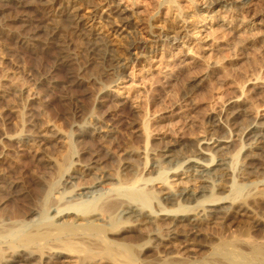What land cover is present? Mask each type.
<instances>
[{
    "label": "bare ground",
    "instance_id": "1",
    "mask_svg": "<svg viewBox=\"0 0 264 264\" xmlns=\"http://www.w3.org/2000/svg\"><path fill=\"white\" fill-rule=\"evenodd\" d=\"M26 1L0 0V18L5 6L23 8L27 6ZM185 1L196 19L191 26L177 0L162 3L168 9V16L176 22V29L171 38L160 37L165 43L161 52L155 47L156 50L148 53L154 57L160 53L164 67L171 69L179 60L184 65L186 61H202L205 51L221 52L223 47L215 40L211 50L201 48L216 33L222 38L241 39L237 41L240 51L248 48L264 51V0ZM39 4L47 11V17L63 19L70 34L82 40L89 55L88 63L101 66L100 75L110 80L103 90L117 87L124 78L120 72L125 65L115 58L112 41H104L101 36L107 27L119 34L125 31L124 11L119 4L112 0H39ZM55 23L49 24L53 37L60 32ZM63 50L58 51L59 63L69 67L70 82L83 85L86 78L81 69L73 68L76 58ZM131 56L137 60L142 55L134 49ZM221 63L211 64L207 76L213 72L226 75L227 69ZM200 83L201 79L194 80L192 86L198 87ZM248 85L264 90V82L258 76ZM8 91L24 106L16 108L23 122L21 129L6 140L17 145L39 144L37 158L49 173L57 174L58 180L45 181L47 189L40 211L33 209L22 219L0 216V264H264V242H254L244 235L222 237L208 232L213 227L238 223H234L237 219H252L256 225L264 223L254 216L256 206H264V180L260 177L264 176V133L255 131L259 129L257 123L244 125L236 133L227 131L223 137L212 132L190 145L168 143L153 149L148 146L149 139L153 138L151 121L144 117L134 130L142 138L143 146L137 152L143 162L141 166L123 162L114 175L99 173L90 167L95 163L92 161L75 164L81 169L70 172L69 168L63 170L61 162L46 149L63 136L62 131L52 123L39 127L31 117L32 111L40 114L43 96L16 84ZM237 92L238 96L229 103H240L248 90L242 85ZM3 95L0 91V96ZM222 120L216 114L211 119L213 129L220 128ZM86 130L82 128L80 136L88 134L110 140L112 134L111 130H102L91 123ZM233 142L239 145L235 150H231ZM240 153L245 163L236 171L234 165ZM2 186L0 195L5 193ZM7 200L8 197L1 198L0 206Z\"/></svg>",
    "mask_w": 264,
    "mask_h": 264
},
{
    "label": "rangeland",
    "instance_id": "2",
    "mask_svg": "<svg viewBox=\"0 0 264 264\" xmlns=\"http://www.w3.org/2000/svg\"><path fill=\"white\" fill-rule=\"evenodd\" d=\"M112 1L119 4L125 12L123 17L127 27L125 26L122 35L107 27L101 36L104 41H112L115 58L125 65L120 72L124 78L117 87L108 91H104L103 87L110 83L109 78L100 75L101 66L89 64L85 45L78 36L70 34L63 19L47 17L49 15L42 4H39V0H27V6L23 8H14L13 5L5 6V9L2 7L5 11L0 18V91L4 93L0 96V184L5 187V193L4 196L0 195V200L8 197V202L0 206V216L22 219L33 209L40 211L47 189L46 183L58 180L57 174L50 171L52 178V174L37 158L35 153L40 148L39 144L17 145L6 140L18 133L23 123L16 108L18 110L24 104L8 91L14 84L43 96L40 114L31 110L32 116L29 115L39 127L52 123L62 131L63 136L56 138L54 144H48V147H53L46 149L50 156L61 162L63 170L69 168L70 172L81 169L75 164H90L92 161L95 163L90 167L99 170V173L109 174L116 173L119 164L123 162L142 165V159L137 156L142 138L134 130L146 117L150 118L151 138L153 137L149 139L148 146L153 149L168 143L190 145L212 132L223 137L227 135V131L236 133L251 122L257 123L259 129L255 131L258 134L264 133V90L248 85L257 76L260 82H264V51L257 52L256 48L240 51L237 49V41L240 42L241 39L230 36L222 38V35L216 33L213 40L201 44V48L211 50L215 40V43L217 41L222 45L221 52L205 51L203 58L206 59L190 63L186 61L187 65L179 60L169 69L164 67L166 64L158 53L165 46L160 37L171 38L176 22L168 16L163 0ZM177 2L185 13L188 25H193L196 19L191 14L190 4L185 0ZM54 22L60 32L53 37L50 28L54 26ZM147 47H151L150 50ZM155 47L158 52L154 57L148 52L156 50ZM134 49L142 55L141 58L145 55V59L138 56L134 60L131 56ZM62 50L76 58L73 68L81 69L84 79L86 78L83 85L77 86L70 82L69 67L59 63V52ZM216 59L220 63L222 60H219L224 59L221 65L227 69L226 75L225 72H213L211 76H207L211 64L217 62ZM233 64L235 66H231ZM200 79L198 87L192 86L194 80ZM238 85L247 88L246 98L242 100L244 102L231 104L229 102L238 96ZM242 109L245 113L240 112ZM216 114L222 117L224 126L213 129L211 119ZM86 123L99 126L102 130H111L110 140L88 134L80 136L84 130L88 132ZM82 125L83 131H80ZM237 146L239 147L238 142H233L231 150H235ZM236 161L238 163L234 165V169L238 171L239 166L245 163L243 153L239 154ZM69 163L74 164L71 166ZM260 177L264 180L263 175ZM7 187L9 188L6 189ZM254 213L256 219L264 221L263 205L256 206ZM234 223L224 228H210L208 232L223 235L222 237L244 235L252 241L256 240L254 242H264V223L256 225L252 219H237Z\"/></svg>",
    "mask_w": 264,
    "mask_h": 264
}]
</instances>
